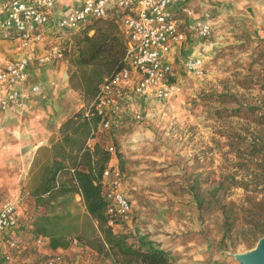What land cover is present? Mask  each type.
<instances>
[{
	"label": "rangeland",
	"instance_id": "rangeland-1",
	"mask_svg": "<svg viewBox=\"0 0 264 264\" xmlns=\"http://www.w3.org/2000/svg\"><path fill=\"white\" fill-rule=\"evenodd\" d=\"M187 3L197 14L208 8L216 23L209 38L189 36L174 53L180 91L166 100L150 97L139 101L141 120L128 117L114 130H96L87 142L91 140L102 151H106L103 145L106 141H112L115 146V158L126 175L125 191L133 208V220L126 227L132 234L131 242L147 236L177 264H241L235 254L252 249L257 242L247 247L239 226L231 236L224 237L222 208L212 207V192L218 190L216 195L223 202V210L231 202L241 203L243 188L229 185L230 172L236 169L232 166L234 162L242 164L246 157L245 143L264 139V0H188ZM93 21L77 30L63 29L50 33L49 38L47 35L42 43L44 50L57 45L64 51V58L43 65L33 62L30 68L31 75L50 63L53 70L63 62L67 67L68 85L60 87L59 92L50 89L45 96L47 126L55 130L49 143L59 142L61 124L78 111L87 112L93 99L74 87L82 82L84 72L74 63L76 39ZM199 41L209 48L203 56V73L195 74L184 70L182 60ZM23 52L16 34L0 25V55L18 57ZM92 72L89 68L84 76L86 81L96 80ZM248 107H253V111ZM7 148L0 143V202L9 200L17 204L19 229L15 237L20 257L39 264L51 250L48 244L35 245L38 235L34 231V219L45 213L46 208L49 213L82 215L85 207L77 194L74 201L57 204L56 208L37 203L32 191L55 159L51 146L24 147L22 153ZM232 148H240L235 151L236 156ZM58 182L72 187L74 180L64 170ZM77 222L84 238L91 240L97 235L95 228L85 224L83 216ZM75 236L74 233L67 237L69 244ZM69 251L72 260L78 258L82 262L90 257L77 248ZM100 258L103 260L102 255Z\"/></svg>",
	"mask_w": 264,
	"mask_h": 264
},
{
	"label": "built area",
	"instance_id": "built-area-1",
	"mask_svg": "<svg viewBox=\"0 0 264 264\" xmlns=\"http://www.w3.org/2000/svg\"><path fill=\"white\" fill-rule=\"evenodd\" d=\"M187 1L82 0L65 14L55 15V0H0V25L13 31L22 48L27 50L18 57L0 55V110L24 108L25 87L30 81L33 62L43 65L64 58V51L57 45L49 46L42 53L36 52V47L47 35L63 29L77 30L92 19L115 15L126 38L125 64L101 81L86 115L98 118L93 133L109 131L128 117L141 120L139 101L150 97L166 100L180 91L174 53L181 44L189 36L207 39L214 31L216 20L211 11L204 8L197 14ZM208 48L209 45L199 42L197 53L183 58L184 70L202 74L203 56ZM29 90L37 93L40 86L32 83ZM103 145L111 156L100 180L107 223L114 232H127L126 227L133 220V208L125 191L126 175L115 158L113 142L106 141ZM87 146L92 150L95 145L89 140ZM77 196L80 198V194ZM18 215L15 202L0 203V264H31L20 257V246L15 237V230L19 228ZM34 243L45 246L49 240L39 235ZM73 248L90 254V257L82 262L78 258L70 259L68 253ZM50 250L39 264H116L111 258L102 260L95 250L82 245L76 238L68 247Z\"/></svg>",
	"mask_w": 264,
	"mask_h": 264
},
{
	"label": "trees",
	"instance_id": "trees-1",
	"mask_svg": "<svg viewBox=\"0 0 264 264\" xmlns=\"http://www.w3.org/2000/svg\"><path fill=\"white\" fill-rule=\"evenodd\" d=\"M76 48L74 63L84 72L82 82H77L74 87L94 97L101 81L125 64L126 38L116 16L94 19L82 36L76 39ZM89 68L97 76L94 82H88L84 77ZM246 109L253 111V107ZM262 115L264 117V112ZM97 121L96 116H87L86 112L78 111L61 124V140L51 147L55 159L45 168L40 182L32 191L38 204L44 203L54 208L57 204L74 201V195L80 194L85 213H49L46 208L45 213L34 219L35 233L48 238L50 249L68 247L67 237L75 233V238L82 245L95 250L103 260L113 259L116 264H177L165 249L147 236H139L137 242H131L130 232H114L108 226L100 180L111 156L98 145L92 150L87 146V140L94 136L93 128ZM237 149L240 148H232L235 156ZM244 149L248 153L242 164L234 162L232 167L236 169L230 172L229 184L243 188L241 203L237 205L231 202L223 210V202L216 195V189L212 192V207L222 208V223L226 227L224 237L231 236L239 226L244 234V243L251 248L264 235V139H252L245 143ZM64 170L71 173L74 180L72 187L58 182V176ZM238 175L241 176L237 178ZM80 216L86 220L87 226L95 228L97 232L91 240L79 232L77 221Z\"/></svg>",
	"mask_w": 264,
	"mask_h": 264
},
{
	"label": "crops",
	"instance_id": "crops-1",
	"mask_svg": "<svg viewBox=\"0 0 264 264\" xmlns=\"http://www.w3.org/2000/svg\"><path fill=\"white\" fill-rule=\"evenodd\" d=\"M80 2L81 0H55L53 13L65 14L73 7L78 6ZM49 36L50 35H48V38ZM197 46L192 49L190 54L197 53ZM23 50V53L27 52L26 49L23 48ZM43 51L44 45L41 44L36 47V52L42 53ZM51 66L52 64L50 63L47 67H41L37 72L31 73L30 81L25 87L26 104L23 109L16 110L11 108L0 110V126L2 127L0 129V143H2V145L6 144L8 147L7 149H16L22 153L24 147L28 149L32 147L33 149H41L46 146L52 147L56 144L49 143L55 130L47 126L48 116H46L44 108L47 103L45 96L50 89L54 92H59L61 89L60 87L65 84L68 85V82H66L67 67L65 62L61 64L60 68H55V70H53L54 68ZM39 72H42V75ZM46 75L49 77L46 78ZM39 76L40 80L38 79ZM32 83L40 86V90L37 93H32L29 90V85ZM32 108L33 110H31ZM2 202L5 201H1L0 203Z\"/></svg>",
	"mask_w": 264,
	"mask_h": 264
},
{
	"label": "water",
	"instance_id": "water-1",
	"mask_svg": "<svg viewBox=\"0 0 264 264\" xmlns=\"http://www.w3.org/2000/svg\"><path fill=\"white\" fill-rule=\"evenodd\" d=\"M235 257L241 264H264V235L252 249L237 253Z\"/></svg>",
	"mask_w": 264,
	"mask_h": 264
}]
</instances>
